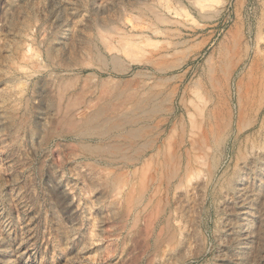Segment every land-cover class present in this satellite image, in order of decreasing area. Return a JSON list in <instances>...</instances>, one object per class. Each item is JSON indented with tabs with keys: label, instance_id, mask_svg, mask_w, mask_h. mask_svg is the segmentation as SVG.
I'll list each match as a JSON object with an SVG mask.
<instances>
[{
	"label": "rangeland",
	"instance_id": "374dc122",
	"mask_svg": "<svg viewBox=\"0 0 264 264\" xmlns=\"http://www.w3.org/2000/svg\"><path fill=\"white\" fill-rule=\"evenodd\" d=\"M263 155L264 0H0V264H264Z\"/></svg>",
	"mask_w": 264,
	"mask_h": 264
},
{
	"label": "bare ground",
	"instance_id": "6f19581e",
	"mask_svg": "<svg viewBox=\"0 0 264 264\" xmlns=\"http://www.w3.org/2000/svg\"><path fill=\"white\" fill-rule=\"evenodd\" d=\"M111 83V82H110ZM68 85V84H67ZM103 90V89H102ZM101 90V91H102ZM130 98V97H129ZM133 98V97H132ZM95 103V102H94ZM93 104V103H92ZM264 156V155H263ZM243 187V186H242ZM253 197V196H252ZM257 197V196H256ZM245 209H246V207H244V205H243V207H241V212L240 213H242V214H246V211H245ZM238 213V212H237ZM254 213V212H253ZM237 219V218H236ZM240 229V228H239ZM236 248V247H235ZM223 260V259H222ZM225 264V263H224Z\"/></svg>",
	"mask_w": 264,
	"mask_h": 264
}]
</instances>
